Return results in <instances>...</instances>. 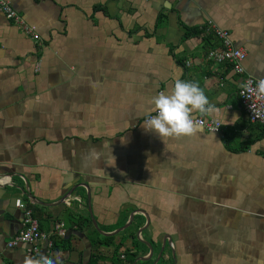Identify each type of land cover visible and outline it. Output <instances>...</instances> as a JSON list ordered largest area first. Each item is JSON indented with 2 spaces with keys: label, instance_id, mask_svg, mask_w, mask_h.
Returning a JSON list of instances; mask_svg holds the SVG:
<instances>
[{
  "label": "crops",
  "instance_id": "0c3cea01",
  "mask_svg": "<svg viewBox=\"0 0 264 264\" xmlns=\"http://www.w3.org/2000/svg\"><path fill=\"white\" fill-rule=\"evenodd\" d=\"M8 1L41 42L0 11V264H264V127L202 30H226L262 78L264 0ZM177 78L202 88L216 111L193 117L219 133L144 130ZM14 196L40 230L62 223L56 246H4L21 226Z\"/></svg>",
  "mask_w": 264,
  "mask_h": 264
},
{
  "label": "built area",
  "instance_id": "2783aa9c",
  "mask_svg": "<svg viewBox=\"0 0 264 264\" xmlns=\"http://www.w3.org/2000/svg\"><path fill=\"white\" fill-rule=\"evenodd\" d=\"M0 11L4 14L6 19L15 25L19 31L29 37L33 42H41L38 34L36 33L35 27L28 24L22 15L18 13L10 4L8 0H0ZM203 32L214 38L215 43L213 46L209 47L205 52V58L210 60L214 64L226 65L234 74L240 75L242 77V82L251 81L252 85L255 86L258 81L257 78L250 76L244 72L242 68L241 61L244 57V51L241 48L234 47L229 41L228 32L224 29L217 27L211 20H206L202 28ZM38 45V44H37ZM219 80L222 77L218 78ZM239 103L246 115L247 120L250 123L258 124L264 127V118H255L253 112L251 111V105L254 104L256 109L264 113V106L260 105L258 101L254 98L248 99L242 94V88L238 89ZM155 115V112L149 114L145 119L150 116ZM194 120H198L201 124V128L206 131L219 133L220 123L219 121L201 117H193ZM1 184H9L8 182H2ZM27 194L26 190L24 191ZM15 207L21 212L20 220V230L13 235L4 244L6 248H12L20 244H26L30 246L28 248L29 253L36 254L38 251L37 245L39 243H45L47 247L51 246V240L49 238L50 234L54 233L58 238H63L65 233L63 225L61 222H55L50 227L49 231H42L38 228L36 219L33 217V210L20 199H16ZM120 258L124 261V255H120Z\"/></svg>",
  "mask_w": 264,
  "mask_h": 264
},
{
  "label": "clouds",
  "instance_id": "9594fccd",
  "mask_svg": "<svg viewBox=\"0 0 264 264\" xmlns=\"http://www.w3.org/2000/svg\"><path fill=\"white\" fill-rule=\"evenodd\" d=\"M258 71L264 72V65H258ZM242 94L248 99H255L264 106V77L259 78L255 86L251 81L241 84ZM155 115L144 120V130L154 132L163 138L180 139L196 134L201 129L198 120L193 119V113L201 116L213 114L215 106L209 103L202 88L194 82L175 79L169 92H160L152 100ZM251 111L255 118H264V113L252 104ZM25 264H34L26 260ZM38 264V262H36ZM44 264H52L45 258Z\"/></svg>",
  "mask_w": 264,
  "mask_h": 264
},
{
  "label": "trees",
  "instance_id": "16d2710c",
  "mask_svg": "<svg viewBox=\"0 0 264 264\" xmlns=\"http://www.w3.org/2000/svg\"><path fill=\"white\" fill-rule=\"evenodd\" d=\"M193 33H194V31L193 32L192 31H190V32L185 31L183 33V36H188V35H191ZM64 241H66V237L62 240V242H64ZM136 245H137V241L135 240V241L132 242L131 247L134 248ZM54 246H56L55 241H52L51 242V247H54ZM129 256H130L131 259L135 256L134 250L129 252ZM89 264H94V260L89 261Z\"/></svg>",
  "mask_w": 264,
  "mask_h": 264
},
{
  "label": "water",
  "instance_id": "95a60500",
  "mask_svg": "<svg viewBox=\"0 0 264 264\" xmlns=\"http://www.w3.org/2000/svg\"><path fill=\"white\" fill-rule=\"evenodd\" d=\"M9 185H12V184H1L0 183V188L1 189H4V187H6V186H9ZM26 193L28 194V191L26 190ZM18 197H16V196H14L13 197V206H15V202H16V199H17ZM93 225H94V227H95V229H97L96 228V224H95V222H93ZM126 224H124L122 227H124ZM163 243H164V239H163V241H162V245H163ZM147 246H148V248L150 249V247H149V243H145ZM158 256H159V254H158Z\"/></svg>",
  "mask_w": 264,
  "mask_h": 264
}]
</instances>
